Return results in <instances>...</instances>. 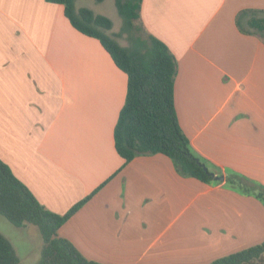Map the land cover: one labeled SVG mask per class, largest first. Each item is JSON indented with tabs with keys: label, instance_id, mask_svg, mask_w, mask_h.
Wrapping results in <instances>:
<instances>
[{
	"label": "crops",
	"instance_id": "obj_1",
	"mask_svg": "<svg viewBox=\"0 0 264 264\" xmlns=\"http://www.w3.org/2000/svg\"><path fill=\"white\" fill-rule=\"evenodd\" d=\"M242 10L264 17V0L141 2L144 28L177 59L179 125L208 170L224 176L205 182L162 153L124 164L113 131L126 74L62 4L0 0V159L52 212L92 194L59 228L88 259L206 264L264 240V201L225 183L238 174L253 191L264 187V40L239 29ZM33 233L32 243L12 244L22 264L40 258Z\"/></svg>",
	"mask_w": 264,
	"mask_h": 264
},
{
	"label": "trees",
	"instance_id": "obj_2",
	"mask_svg": "<svg viewBox=\"0 0 264 264\" xmlns=\"http://www.w3.org/2000/svg\"><path fill=\"white\" fill-rule=\"evenodd\" d=\"M47 1L62 4L71 25L98 39L127 76L124 103L113 131L115 149L124 164L140 154L162 153L173 160L182 175L217 182L204 170L207 164L192 150L179 125L174 103L177 59L162 40L144 28L140 17L142 0H115L123 21L121 32L128 33L129 45H121L106 32L113 24L109 17L95 14L87 7L76 10L74 0ZM243 17H247L246 26ZM236 22L241 31L255 33L264 40V17L257 16L254 10L240 11ZM225 183L244 193L254 192L264 201V187L258 186L253 191L250 181L241 175L229 174ZM91 195L64 214L52 212L38 202L0 159V214L16 227L31 224L38 229L43 245L34 264H106L88 259L59 233L60 226ZM0 264H22L11 242L1 233ZM206 264H264V240Z\"/></svg>",
	"mask_w": 264,
	"mask_h": 264
},
{
	"label": "rangeland",
	"instance_id": "obj_3",
	"mask_svg": "<svg viewBox=\"0 0 264 264\" xmlns=\"http://www.w3.org/2000/svg\"><path fill=\"white\" fill-rule=\"evenodd\" d=\"M78 3H80L81 5H84L85 7H88L89 9L93 10V12H95V13H101V14L104 13V15L111 18V20L113 22L112 28L107 30L106 32L110 36L114 37L121 45H129L128 33L127 32H121L123 21H122V17L117 12V8L115 6L114 0H105V1H101V2H98L96 0H83V1H80ZM1 220H4L3 222H5V223H1V221H0V230L3 231V233H5L6 235H8V237L12 241V244L15 245V247H17V249H18L19 245L23 244V242L26 245H27V243L30 244L33 242L31 237H30V235H32V234H30L31 231L34 232L33 235H35V236H36V234H40V233H38L39 231L34 225H31L29 227V229L24 230L22 228L16 227L15 225H13L10 221H8L6 219H1ZM28 233H29V235L26 236ZM38 236H41V235H38ZM40 238L41 237H39V239ZM39 239H38V237H36V240L34 239V242H36ZM23 251H24V249L21 248L18 250V253L20 255H22ZM34 255H35L34 253H31L29 255V257L32 258Z\"/></svg>",
	"mask_w": 264,
	"mask_h": 264
},
{
	"label": "water",
	"instance_id": "obj_4",
	"mask_svg": "<svg viewBox=\"0 0 264 264\" xmlns=\"http://www.w3.org/2000/svg\"><path fill=\"white\" fill-rule=\"evenodd\" d=\"M203 168L210 176H212V178L217 179V180H223L224 179L223 175L215 174L214 172L208 170V168L206 166H204Z\"/></svg>",
	"mask_w": 264,
	"mask_h": 264
}]
</instances>
